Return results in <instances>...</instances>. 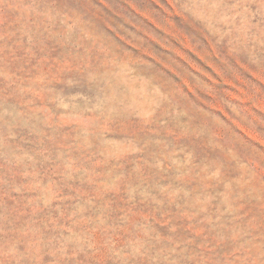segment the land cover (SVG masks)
Wrapping results in <instances>:
<instances>
[{
    "label": "rangeland",
    "instance_id": "374dc122",
    "mask_svg": "<svg viewBox=\"0 0 264 264\" xmlns=\"http://www.w3.org/2000/svg\"><path fill=\"white\" fill-rule=\"evenodd\" d=\"M0 264H264V0H0Z\"/></svg>",
    "mask_w": 264,
    "mask_h": 264
}]
</instances>
